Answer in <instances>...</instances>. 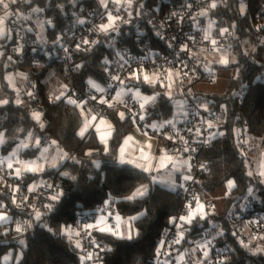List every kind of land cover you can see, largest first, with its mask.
Listing matches in <instances>:
<instances>
[{
	"label": "trees",
	"instance_id": "1",
	"mask_svg": "<svg viewBox=\"0 0 264 264\" xmlns=\"http://www.w3.org/2000/svg\"><path fill=\"white\" fill-rule=\"evenodd\" d=\"M179 2L180 0H134L130 23L117 33L101 36L99 43L88 52L75 53L74 63L83 65L79 70L65 68L54 54L40 56L38 67L32 62L35 52L28 50L19 70L20 73H28L29 77L27 80L22 77L14 79V84L17 90L25 87L34 93L30 103L17 105L15 100L19 93L6 79L15 68L11 54L13 41L0 46L4 53L0 62V86L5 99L9 101L0 106V130L5 133V143L0 145V155L9 154L22 138L32 133L40 139L42 145L56 141L63 151L79 161L77 163L66 159L58 168L47 167L41 173L25 174L28 181L55 176L60 182L62 195L46 223L44 219L35 222L22 238H13L8 230L9 224L0 225V264L10 251L14 256L12 264H81V248L75 246L78 236L73 235L69 239L62 234V228L71 226L75 229L76 212L93 213V217L100 203L110 198L113 200L111 205L123 218L141 212L146 215L135 222V230L139 235L132 240H120L108 233L98 232L102 243L111 249L106 251L103 264H157L156 250L161 235L171 224L170 218L175 217L183 206L181 188L170 189L158 182L153 183L152 173L116 162L124 137L134 127L131 119H119L117 113L122 112L120 108L110 110V120L116 131L108 140L109 151L105 152V145L100 142L95 130H89L84 138L76 135L83 122L79 109L64 101L53 103L49 97L66 91L74 99H81V93L89 86L90 78L96 83L103 81L106 72L104 59L114 60L122 47L138 50L140 35L146 36L153 48L166 50L167 46L157 40L150 26L138 23V17L145 11H149L152 16L163 17ZM217 4L218 7L209 13V19L216 24L217 36H220V29L231 31L229 51L234 62L230 66L237 69V75L229 79L224 94H205L215 100L216 106H225L227 115L218 131L224 135L217 136L209 147L201 151V157L207 161L209 170L198 189L207 194L217 190L228 180H234L236 187L225 197L222 214H217L214 206V212L206 219L197 218L184 226L185 236L179 245L174 264H200L201 261L207 264L209 258L203 255L199 247L207 240H213L216 248L229 249L227 259H223L220 264H264V252L257 251L264 248V235L253 248L231 233L233 219L241 216L242 204L250 202L252 212L264 215V179L248 175L246 152L249 144L239 137L248 130L252 137L264 139V0H250V8L243 14L239 11V0H223L222 3L217 0ZM26 7L37 16L52 22L45 25V39L59 37L70 18L88 13L102 14L99 0H29ZM251 17L262 22L261 30H254ZM232 25L235 27H230ZM30 35L33 39H39L34 31ZM9 56L11 60L8 59ZM63 85H68L67 90L62 88ZM131 85L138 87L144 95L161 94L156 103L146 109L150 121L161 122L171 118L173 102L172 98L170 100L165 95V85L159 81L153 84L133 81ZM31 105L43 109L39 122L32 118ZM41 123L44 127L40 126ZM238 128L242 134L236 133ZM38 150L23 149L21 155L25 158L34 157ZM89 151L94 153L90 157L85 155ZM92 161H99L100 166L95 167ZM62 172L70 173L76 180L60 175ZM143 184L149 187L147 196L136 200L125 199ZM0 203L9 205V200L2 192ZM5 209L1 207V210ZM9 214L14 215L12 211ZM218 232L223 234L217 235ZM20 241L24 243L21 244ZM181 255L184 257L183 261L179 259ZM18 256L19 259L16 260Z\"/></svg>",
	"mask_w": 264,
	"mask_h": 264
},
{
	"label": "built area",
	"instance_id": "2",
	"mask_svg": "<svg viewBox=\"0 0 264 264\" xmlns=\"http://www.w3.org/2000/svg\"><path fill=\"white\" fill-rule=\"evenodd\" d=\"M28 1L29 0H16L15 3H12V0H4V3L8 5L7 8L0 4V12L10 10L14 7L19 9L18 11L20 12V15L12 17L7 21L8 31L13 41V44L11 45V54L15 62V68L12 70L13 78L16 80L20 78V76L16 75L17 73H20L19 65L24 62L25 55L30 49H35L34 52L36 56L33 57V63L35 61L40 63V56L42 55L48 56L54 54L59 59L61 65L65 68L75 70L74 66L76 64L74 63V55L78 52L76 50V44H79L81 40L98 41L95 44L82 45L80 51L88 52L99 43L101 36L104 34L97 31V26L107 22L106 10L102 7V14L88 13L80 17L68 19V25L65 31L59 35V37H61L60 42L54 43L57 38L37 40L33 39L30 35L35 27L32 17L35 16L40 20H44V18L42 16L33 15L32 11L26 7ZM212 2L213 0H180V2L176 6L171 7L163 17L152 16L149 11H145L139 15L138 23H146L150 26L157 40L167 46L166 50L157 47L153 48L150 44V40L146 36L140 35L138 38V50L132 51L127 47L120 48L118 56L111 61L112 63L110 65H108L109 72H105L103 81L97 83L101 87H107L108 83H111L115 91L110 89L109 92L111 96H115L117 92L122 90V84L109 81L108 77L110 74L119 75L120 79L124 82L130 81L128 80L130 72L138 69L142 64L144 70L150 76L152 73H157L161 78H165L167 77L169 69L175 75L178 83V90L181 95L185 97L188 106L187 116L182 115L179 118L175 117V128L178 130V136L183 137V140L188 143L185 144L179 138H174L172 141L166 140L164 138L165 134H174L173 129L170 127L159 131L148 127V125L153 123L159 124L163 121H150L147 115L144 120H131L135 125L139 126L142 131L156 139L158 145L156 151L158 153H161V149H167L168 152L173 154L180 153L184 154L187 158L192 157L191 164L193 167L191 174L194 177V180L185 181L183 183L184 187L181 188L183 206L181 211L175 216L177 218L188 214L189 209L186 205L196 196H199L201 202L206 206H214L213 202L207 198L206 192L198 189V186L202 182L206 173L200 170L199 165L201 163H206L208 165L207 161L201 157V151L202 149L209 147L213 141L209 144H205L203 141L208 138L209 133L219 131L220 124L225 121L224 118L227 115V109L225 106H216L215 100L210 99L203 94L196 93L195 85L201 81H208L213 77V68L208 63V55L216 54L222 50L231 49V42L229 39L231 31H228V33H225L224 35L216 36L212 31H209L204 27L203 22L207 19L210 20L209 13L213 8H210L209 6ZM189 4L191 5L190 7H185V5ZM243 4L245 10L250 8V0H243ZM116 6L117 5L114 2H110L109 4L110 9H115ZM132 6L130 8L127 5L121 7L119 15L124 20L130 21ZM205 11V15H200L201 12ZM173 12L178 13V16H171V13ZM113 14L115 15L116 13L114 12ZM78 21H83V23H79ZM118 23L119 31L127 24L121 22ZM251 25L254 30L257 31L261 30L263 27L260 20L252 17ZM205 35L209 36V40L204 39ZM189 37L192 39H189ZM210 40L217 41L215 47L219 50H214ZM184 44L188 45L190 52L185 53L180 51V48ZM17 46H21L23 51L19 53L15 52L14 49ZM65 47L68 49L67 52L65 51ZM84 49L88 50L85 51ZM193 54L195 55L193 56ZM142 56L148 58L140 61L138 58ZM121 57H123L124 60H127L128 63L123 71H116L115 69H117L118 65L124 62V60H121ZM184 65H187V67L185 68ZM205 66L211 69V75L205 71ZM192 69H195V71H191ZM177 71H179V75H176ZM184 72H188L187 77L183 75ZM189 89H191L192 95L188 94ZM27 92L28 90L25 87H19V99L22 102L30 103L31 98L27 96ZM101 95L104 94L96 92L88 86L82 91L81 99L87 100L91 96H96L99 99ZM121 99L125 103H118L115 108H120L123 112H140L139 104L142 101L131 99L129 95H123ZM201 103H206L208 105V111L197 106ZM86 109H91L92 114L97 115V117L102 116L104 119H109L110 110L114 108H109L107 105H102L95 101H89ZM34 111L41 113V116L43 114V109L41 107L31 105V114ZM202 121H210L214 126L209 129L207 123H202ZM189 129H191V131H189ZM197 129L200 130L202 135H197ZM243 134L239 136L240 140H245V135ZM185 147H190V150L188 152H183L182 149ZM191 149H194V151ZM17 161H19L18 158L14 160V163L18 164ZM7 163H9L8 160L5 161L3 165H0V177H3V179H0V192H2L9 200V205H6L5 210L14 213V215H11L10 222L8 223V230L11 232L13 238L19 239L28 234L35 222L44 219V223H46L47 217L53 212V210L48 211L45 205L52 203L55 206L57 201H50L49 197L55 195L57 192H61V187L59 180L55 176L44 177L39 182L28 181L26 176L17 180L15 176L8 175V173L13 172V169H9ZM33 184L40 185V187L36 192L27 191V187ZM49 184L53 185V187H47ZM17 186L20 188V191L13 192L12 189ZM13 196L16 199V203L12 202ZM24 197H27V199L24 200ZM22 200L23 203H21ZM17 205H19V207ZM102 207H104V202L100 203L97 209ZM193 207H195L194 203ZM241 210V216L233 219L231 233L240 238L244 243L251 244V246L255 248L257 246V241L262 235H264V222H249L261 220L264 218V215L258 212H252L253 206L250 202L242 204ZM37 211L46 214L42 215L41 218L37 220L35 217ZM107 212L112 213V215L108 217V225L115 226V217L118 214L116 209L110 205L107 208ZM213 212L214 211H211L210 214ZM96 215H100V213L96 211L95 216H89L87 220H84L82 212H76L74 216L75 230L79 231L83 223H94ZM29 223L31 224V227L28 226ZM177 223L182 222L177 220ZM17 224H22L25 230L18 233L15 230ZM213 228L214 227L212 226L211 229ZM179 231L180 229L173 223L165 228L161 235V241L167 242L168 246L161 250L162 255L157 258V264H174V259L179 251V245L182 241L179 244H172V241L177 238ZM92 238L96 239L101 248L105 246L100 240L97 231L92 230ZM92 238L86 237L83 232L78 236V239L83 245V248H81V255L84 256L87 252L97 253L98 255L95 256L93 260L85 261V264H103L106 251H101L96 245L92 244ZM205 242H208L207 258L209 259L207 264H220L221 261L229 255V249L227 247L216 248L213 240H207L203 243ZM201 251L204 253V249L201 248Z\"/></svg>",
	"mask_w": 264,
	"mask_h": 264
},
{
	"label": "snow or ice",
	"instance_id": "3",
	"mask_svg": "<svg viewBox=\"0 0 264 264\" xmlns=\"http://www.w3.org/2000/svg\"><path fill=\"white\" fill-rule=\"evenodd\" d=\"M16 0H12V3H15ZM110 2H114L117 6L115 9H110L109 4ZM220 2L222 3L223 0H220ZM133 0H99V4L101 7H103L106 10V17H107V22L106 23H102L100 25L97 26V31H99L100 33H103L105 36H107L109 33H115L117 31H119V23H130V21L124 20L120 15L119 12L121 11V7H123L124 5H127L129 8L132 6ZM240 3V13L243 14L245 11V6L243 4V0H239ZM0 4L3 5V7L7 8L8 5L4 3V0H0ZM191 5H185V7H190ZM210 8H216L218 7L217 4V0H213V2L211 3V5L209 6ZM41 9H33V11H40ZM116 13L115 15L113 13ZM205 12H201L200 15H205ZM171 16H178V13L173 12L171 13ZM79 23H83V21H78ZM0 23H2V19H0ZM48 23H52L51 21H48ZM230 27H235L234 25L230 26ZM220 35H224L225 33H228V29H220ZM6 36V33L4 31V29L0 28V37H4ZM189 39H192L191 37H189ZM205 40H209V36L205 35L204 37ZM61 40V37H57L56 41H54V43H59ZM98 41H88V40H81V42L79 44H76V50L80 51L82 48V45H91V44H95ZM210 43L213 45L214 50H219L217 49L215 46L217 45V41L216 40H210ZM85 51H87L88 49H84ZM15 52L19 53L23 51V48L21 46H17L14 49ZM33 51H35V49H33ZM65 51L67 52L68 49L65 47ZM181 52H185L188 53L190 52V49L188 47L187 44H184L181 48H180ZM4 53L0 52V56H3ZM195 54H193L194 56ZM148 57L146 56H142L140 58H138L140 61H143L144 59H147ZM9 60H11L12 58L9 56L8 57ZM136 59V58H133ZM121 60H124L123 57H121ZM232 61L229 59V57L227 55H222L220 57L219 60L216 61V63L221 64V65H228L229 63H231ZM34 63H36V65L39 67V62L35 61ZM112 62L110 60H108L107 58L104 59L103 61V65H104V70L106 72H109V68L108 65H110ZM128 63L127 60H124L123 63L119 64L117 69H115L116 71H123L125 69L126 64ZM76 70H79L80 68L83 67V65L77 64L74 66ZM184 67L186 68L187 65H184ZM191 71H195V69H192ZM205 71L208 72L210 75L211 73V69H209L207 66H205ZM16 75L22 77L23 79L27 80L29 77L28 73H17ZM176 75H179V71H177ZM183 75L185 77L188 76V72H184ZM173 73L172 71L169 69L167 72V78L168 79H172ZM6 79L9 81V84L13 87L14 90H16L17 92L19 90L15 89V84H14V78L12 76H8L6 77ZM109 81L112 82H118L119 84H124L125 82L123 80L120 79L119 75H109L108 77ZM128 80L130 81H137V82H141V83H147V84H153V83H157L159 78L157 79H153L152 76H150L145 70L143 65L141 64V67H139L136 70H133L130 72V75L128 77ZM160 83H163V81H159ZM175 81L173 80L172 83H174ZM107 83V81H106ZM172 83H169L167 85H165L167 88L171 89L172 87ZM88 85L90 88L94 89L96 92L102 93L104 95H101L99 97V99L96 96H91L89 97V99L85 100V99H74L72 97V95L68 94L66 91H61L59 95H53L49 97V100L51 102H56V101H64L68 104L73 105L76 109H79V115L83 118V122L82 125L79 129V131L76 133L77 136L84 138L86 136V134L89 132L90 129H95L97 131V133L100 134V142L102 144L105 145L104 151L108 152L109 149L107 147L108 144V140L109 138L112 137L113 133L116 131L115 128L112 127V125L106 121L102 116L101 117H97V115L92 114L91 109H86L87 104L89 103V101H95L99 104L102 105H107L109 108H115L116 105L118 103H125L121 97L123 95H129L131 97V99L137 100V101H142L139 104V108H140V112H119L117 113V115L119 116V119L121 121L125 120V119H132V120H144L146 118V109L149 105H153L156 103L157 98L161 95L160 93H155L154 95L151 96H144L142 95V93L140 92V89L138 87H136L135 85H132L130 87L127 88V92H124L123 90L119 91L116 93L115 96H111L109 90L111 89L112 91H115V89H113L112 84L108 83L107 87H101L100 85H98L95 81H93L91 78L88 80ZM34 87V86H33ZM63 89L67 90L68 85H63L62 86ZM188 94L192 95L191 93V89L188 90ZM165 95L168 96V98L171 100L172 98V92L168 91L167 93H165ZM27 96L30 98H34V93L32 91H28L27 92ZM9 101L6 99H0V106L6 105L8 104ZM15 103L17 105L23 103L20 99L19 96L17 97V99L15 100ZM198 107H202L204 108L205 111H208V105L206 103H201L199 105H197ZM185 116H187V113H185ZM32 118L36 121H40L41 120V113L39 112H33L32 113ZM202 123H207V126L209 129H211L214 125L212 122L210 121H202ZM101 125L105 126V130L104 132H101ZM41 127H44V125L41 123L40 125ZM148 127H151L155 130H164L167 128H172L173 129V133L174 134H165L164 138L166 140L172 141L174 138H179L180 140H182L185 144H187V141L183 140V137H179L178 136V130L175 128V119H171V120H165L162 123H153L151 125H148ZM189 131H191V129H189ZM197 135H202V133H200V130L197 129ZM236 131H240L239 129H237ZM145 135H147L145 133ZM224 133L223 132H211L209 133V136L206 140L203 141V143L205 144H209L211 143L217 136H223ZM29 139H32V134L29 133L28 134ZM5 133L4 132H0V144L5 143ZM134 140V137L132 136H126L124 137L123 140V144L120 148V155L117 159V163L123 165V164H131L133 165L135 168L140 169L142 172H146V173H151L153 171H160L161 169H168L169 167L174 170V171H180V167L178 166L176 159L169 155L167 149H161L160 152V156L154 157V156H150V152L152 149V143L147 142L145 144L144 147L140 148V159L144 161V163H138L136 160H130V159H126L125 157V152H126V147L132 143ZM40 140L39 138H36L34 141V145H30L28 143H24L21 142L17 149L14 150L9 157H5L3 159H0V165H3L5 163V161L11 159L12 157H15L17 155V152L22 149V148H27L30 146H35L37 147V149H39V145H40ZM52 144H56V141H52ZM147 149V151H146ZM190 150V147H185L182 149L183 152H188ZM194 151V149H191ZM45 151H47V149H45ZM94 153L92 151H89L87 153H85L86 156H92ZM243 154V153H241ZM41 158H43V153H41V157L37 158V161L40 160ZM65 159H71L77 163H79L78 160H76L75 157L73 156H69L67 153H63L61 152L60 156L58 159H54L53 162L48 163V167L50 168H58L61 164V162ZM155 159L156 160V164L153 165L151 163V160ZM191 159L192 157H188L186 160L181 161V165L186 169L185 173H182L181 175V179L183 181H192L194 180V177L192 176L191 172H192V164H191ZM37 161H17V163H22L23 167H16L14 168L13 172L8 173V175L10 176H15L17 178V180H20L23 178V176L26 173H39L45 170V165L38 163ZM92 163L94 164L95 167H99L100 163L99 161H92ZM7 167L9 169H13L14 165L13 163L9 162L7 163ZM199 168L202 172H207L208 169V165L206 163H201L199 165ZM60 175H63L65 177H68L72 180H76V177L71 176L70 173L68 172H62L60 173ZM248 175L251 176L252 173L248 172ZM260 175H264V172H261ZM0 179H3V177H0ZM152 182L155 183L157 182V178L155 176H153L152 178ZM198 182V181H197ZM43 183V182H42ZM40 187V185L37 184H33L27 187V191L29 192H36L37 189ZM47 187L51 188L53 187V185H47ZM169 187H171L172 189H175L177 187L183 188L184 185L180 184V185H176V184H171L169 185ZM236 187V182L234 180H228L226 183V189L227 191H225L224 195L228 196L231 193V190L233 188ZM13 192H17L20 191V188L14 187L12 189ZM149 192V187L147 185H141L140 187H138L130 196L125 197V199L127 200H136L139 198H143L145 196L148 195ZM249 192H251V189H249ZM62 195L61 192H57L55 195H52L49 197L50 201L56 202L59 201L60 196ZM27 197H24V200H26ZM12 202L16 203V199L13 196L12 198ZM21 203H23V200L21 201ZM113 203L112 198L104 201V207L97 209L96 211L100 213V215L98 217L95 218L94 223H83L82 227L80 228L79 231L74 230L71 226H64L62 228V234L66 235L69 239H72L73 235L75 236H80L81 232H83L85 234L86 237H90L92 238V230H95L97 232H101V233H108L114 237H116L117 239L120 240H132L134 238V236H138L139 233L135 230V222L140 220L142 217H144L146 215L145 212H141L138 213L135 216L129 217L127 219L125 223V227L123 230H121V223H122V218L117 214L115 219H116V224L115 226H110L107 223L108 217L112 215V213L107 212V208ZM193 203L195 204V207H193ZM19 207V205H17ZM0 207H5L2 203H0ZM45 207L48 209V211H52L54 208V204L50 203L48 205H45ZM186 207L189 209L188 214L185 216H180L179 218L177 217H172L170 218V223H173L174 225H176L180 231L177 234V238L175 240L172 241V244H179L185 236V232H184V226L187 224H191L193 222V220L199 218V219H206L211 211H214V206L212 205H205L204 203L201 202V199L199 196L193 197V200L190 201ZM106 213V214H105ZM46 213H41L39 211H37L35 213V217L37 220H39L41 218L42 215H45ZM93 213H82V217L84 220H87L89 216H92ZM9 219L8 215H7V211L5 210L4 213L0 214V222H6ZM177 220L181 221L182 223H177ZM264 222V218H262L261 220L258 221H250L249 223H261ZM29 227H31V224H28ZM18 233L23 232L25 230L24 226L22 224H17L16 229H15ZM49 231H52V229H49ZM222 232H218L217 235H222ZM21 244L24 243V241H20ZM91 243L96 245V247L98 249H100L101 251H111L110 248L107 247V245H105L103 248H101L100 244L97 243L95 238L91 239ZM243 244V242H241ZM75 246L77 248H83V245L81 244L80 240H76L75 241ZM167 245V242L165 241H161L159 246L157 247L156 250V255L157 258L160 257V255H162V249H164ZM244 247H247V245H243ZM200 248L204 249V256L207 257L208 256V251H207V247H208V242H205L201 245H199ZM258 252H264V248H259L257 249ZM97 253L94 252H87L86 255L81 257V264H85V261H91L94 259L95 256H97ZM5 259H8V257H5ZM179 259L181 261L184 260V257L181 255L179 257ZM225 260L227 259V257L224 258ZM200 264H204L203 261L200 262Z\"/></svg>",
	"mask_w": 264,
	"mask_h": 264
},
{
	"label": "rangeland",
	"instance_id": "4",
	"mask_svg": "<svg viewBox=\"0 0 264 264\" xmlns=\"http://www.w3.org/2000/svg\"><path fill=\"white\" fill-rule=\"evenodd\" d=\"M211 26H212V24L209 22V20H207L204 24V27H206L209 30L213 29V27H211ZM10 39H11V37H10ZM0 52L3 53L2 48H0ZM222 55H227L232 62L229 63L228 65H221V64L216 63V61L219 60ZM2 59H3V56H0V62L2 61ZM233 62H234V58H233L232 53L229 50H222L216 54L214 53V54L208 55V63L213 68V77L208 81L206 80V81H201V82L196 83L195 92L198 94H203V95L214 94V93L224 94L226 92L229 79L231 77H235L237 75V69L230 66ZM9 76H12V72L10 73ZM152 77H153V79L159 78L160 81H163V83H162L163 85H167L169 83H172L173 80L175 81L174 83H172L171 89L167 88V92L168 91L172 92V102H173V115L171 116L170 119H175V117L179 118L182 115H185V113H187V111H188V106H187V102H186L185 97H183L181 95L180 91L178 90V83H177L175 75L173 74L171 80L168 79L167 77L161 78L159 76V74H157V73H152ZM0 99H5V96L3 94L1 86H0ZM156 122H158V121H156ZM134 129L145 134V132H143L139 126L135 125ZM239 130L240 131H236V133H241V129H239ZM0 132H3V131L0 130ZM244 132H245L244 135L246 137L245 143L248 142V144H249L248 151L246 152V154H247L246 161H247L248 172L252 173V175H251L252 177L260 176L264 179V175H260L261 172H264V139L252 137L249 134L248 130H245ZM127 136H129V135H127ZM130 136H133V135H130ZM36 138H38V137L35 134H32L31 140L29 139V136H27L26 138H22L20 140V142L14 147V149L12 151H10V153H12L14 150H16L18 145L21 142L28 143L30 145H34V141ZM133 142H134V140H133ZM133 142L130 143L126 147V151L135 150V145L132 146ZM122 144H123V142H122ZM122 144H121V146H122ZM51 146H53V148ZM130 147H131V149H130ZM27 148H37V147L30 146ZM27 148H22V149H27ZM45 149H47V151H45ZM55 149L59 150V154L57 155L56 159L59 158L61 152L66 153L57 144L51 143L49 145V147L46 148L45 146H43L40 143L39 150L37 151L35 156L30 157V158L22 157V162L23 161H37V158L41 157V153H43V158H41L40 160L42 162H44V164L46 166L48 163H50L49 161L51 160L53 152H55ZM19 151H18V153H19ZM65 160H63V161H65ZM37 162H39V160ZM177 164H178V162H177ZM21 167H23V164ZM143 185H145V184H143ZM177 188H175V189H177ZM225 191H227L226 184H223L217 190L211 191V192L206 194L208 199L214 201L215 212L217 214H222L224 212V200L226 197L224 195ZM121 218H122L121 230H123L124 227L126 226L125 223H123V222H126L128 218H123V217H121ZM115 222H116V219H115ZM258 242L259 241H257V243ZM250 246H251V244H250ZM9 254H11V251L7 255H5V257L9 256ZM5 257H4V261H6Z\"/></svg>",
	"mask_w": 264,
	"mask_h": 264
},
{
	"label": "crops",
	"instance_id": "5",
	"mask_svg": "<svg viewBox=\"0 0 264 264\" xmlns=\"http://www.w3.org/2000/svg\"><path fill=\"white\" fill-rule=\"evenodd\" d=\"M18 10L19 9L14 10V8H11L10 10H4L3 12H0V19H2V23H0V28L4 29V31L6 33V36L0 37V46L2 44H4V43H10L11 42L12 38L10 39L11 35L9 34V31H8L7 21L9 19H11L12 17H15L17 15H20V12ZM32 13H33V15H36L35 12H32ZM32 19H33L32 21H33V23L35 25L34 32H36L37 38H39L37 40H43V39H45V30H46L45 25H47L48 19L40 20L39 18H37L35 16H33ZM206 21L203 22V25L205 24ZM209 22L212 24L211 27H213V29L212 30H209L208 29V30L209 31H212L216 35V31L217 30H216V24H215V22L214 21H211V20H209ZM151 76H152V74H151ZM14 82H15V80H14ZM132 82L133 81H126L124 84H122L121 89L124 92H127V88L130 87V86H132L131 85ZM144 96H148V95H144ZM105 120L108 121L112 125V127L114 128V124L110 120V118L109 119H105ZM100 127H101V132H104L105 126L104 125H101ZM134 127H135V124H134ZM134 127L132 128V130L127 135H133L132 137H134V142H133L132 146L135 145V150H131V151L128 150V151H126L125 152L126 159L136 160L138 163H144V161L140 159V156H141L140 148L141 147H144L145 144L147 142H149V140L152 143V149H151V152H150V156H154V157H157L158 158L161 153H158L156 151L157 150V146H158L156 139L154 137H152L151 135L147 134L146 132L145 133L147 135H145L142 132H139L138 130H135ZM93 130H95V129H93ZM96 133H97V131H96ZM97 135H98V138L100 139V134L97 133ZM109 139H111V138H109ZM49 145L50 144L43 145V146H45L47 148V147H49ZM51 147L53 148V146H51ZM130 149H131V147H130ZM22 150L23 149H20L19 153L17 152V155L15 157H12L11 159L8 160L9 162L13 163V165H14L13 171H14V168L21 167L22 166V163H18V164H15L14 163V160L17 159V158L19 159V161H22V155H21V151ZM146 151H147V149H146ZM168 153H169V155L173 156L176 159V162H178V166L180 167V171H174V170H172L169 167L168 169H161L158 172L157 171H153L151 173H152L153 176H155L157 178V182L158 183L162 184L163 186H165L167 188L172 189L171 187H169V185H171V184L180 185V184H183L185 182V181H183L180 178L181 175H182V173H185L186 172V169L181 165V161L186 160L187 157L184 154H180V153H178V154H173L171 152H168ZM10 154H7L5 156H1L0 155V158L9 157ZM58 154H59V150L58 149H55V152H53L52 158H51V160L49 162H53L54 159H56V157H57ZM119 155H120V150H119ZM40 161L41 160H39L38 163L44 164V162H42V161L40 162ZM151 163L153 165H155L156 164V160L155 159L151 160ZM47 165L45 166V169L48 167ZM129 165H131V164H129ZM39 173H41V172H39ZM41 179L42 178H40V180ZM40 180L39 179L38 180L36 179V180H32V181L39 182ZM4 212H5V210H0V214H2ZM7 215L9 217V219L6 222H0V225H5V224H8L10 222L11 215L9 214V212H7ZM98 216L99 215H96V217H98ZM94 221H95V219H94ZM7 257H8V259H6V261H4V259H3L2 264H12V262L14 260L13 252H11V254H9V256H7ZM17 259H19V256L16 257V260Z\"/></svg>",
	"mask_w": 264,
	"mask_h": 264
}]
</instances>
